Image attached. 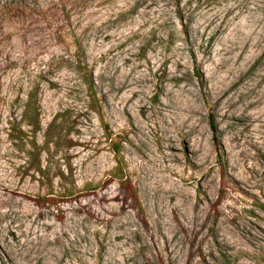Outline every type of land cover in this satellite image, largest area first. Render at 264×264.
<instances>
[{
	"label": "rangeland",
	"instance_id": "obj_1",
	"mask_svg": "<svg viewBox=\"0 0 264 264\" xmlns=\"http://www.w3.org/2000/svg\"><path fill=\"white\" fill-rule=\"evenodd\" d=\"M0 264H264V0H0Z\"/></svg>",
	"mask_w": 264,
	"mask_h": 264
},
{
	"label": "trees",
	"instance_id": "obj_2",
	"mask_svg": "<svg viewBox=\"0 0 264 264\" xmlns=\"http://www.w3.org/2000/svg\"><path fill=\"white\" fill-rule=\"evenodd\" d=\"M78 69H81V68L78 67ZM84 81L86 82L88 88L90 90H92V88H93V81L91 80V78L89 77V75L86 74L84 76ZM35 95H36V91H35V89H33L32 91L29 92V99L31 100V98H35ZM28 104H29V101H28ZM26 113H27V107H26V110H24L23 114L26 115ZM210 126H211V129H212V132H214V133L217 132V127H216L215 124H213V122L210 123ZM118 151H119L118 146L117 145H114V152H115V154H117ZM118 168L120 169L118 171H121V167L118 166Z\"/></svg>",
	"mask_w": 264,
	"mask_h": 264
}]
</instances>
